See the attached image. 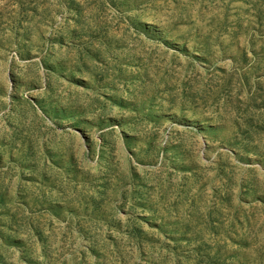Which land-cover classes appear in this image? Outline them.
<instances>
[{
    "label": "rangeland",
    "instance_id": "1",
    "mask_svg": "<svg viewBox=\"0 0 264 264\" xmlns=\"http://www.w3.org/2000/svg\"><path fill=\"white\" fill-rule=\"evenodd\" d=\"M0 264H264V0H0Z\"/></svg>",
    "mask_w": 264,
    "mask_h": 264
}]
</instances>
